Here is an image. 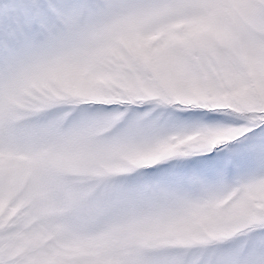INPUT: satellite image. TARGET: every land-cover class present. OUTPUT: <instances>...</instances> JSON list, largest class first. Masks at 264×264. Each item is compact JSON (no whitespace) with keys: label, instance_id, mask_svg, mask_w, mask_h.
I'll return each mask as SVG.
<instances>
[{"label":"snow or ice","instance_id":"6c2138e0","mask_svg":"<svg viewBox=\"0 0 264 264\" xmlns=\"http://www.w3.org/2000/svg\"><path fill=\"white\" fill-rule=\"evenodd\" d=\"M0 264H264V0H0Z\"/></svg>","mask_w":264,"mask_h":264}]
</instances>
